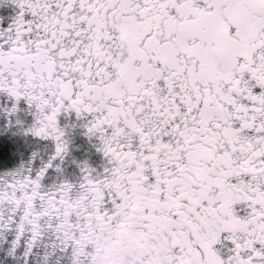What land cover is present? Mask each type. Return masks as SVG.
Here are the masks:
<instances>
[{"label": "snow or ice", "instance_id": "1", "mask_svg": "<svg viewBox=\"0 0 264 264\" xmlns=\"http://www.w3.org/2000/svg\"><path fill=\"white\" fill-rule=\"evenodd\" d=\"M10 6L0 113L32 142L0 174V264H264V0ZM77 128L101 163L70 180Z\"/></svg>", "mask_w": 264, "mask_h": 264}, {"label": "flooded vegetation", "instance_id": "2", "mask_svg": "<svg viewBox=\"0 0 264 264\" xmlns=\"http://www.w3.org/2000/svg\"><path fill=\"white\" fill-rule=\"evenodd\" d=\"M14 15L13 8L10 6L7 9H0V16L12 17ZM9 101L5 97H0V104L7 105ZM21 107V118L24 120L25 125L31 122L30 117H26L24 112L26 110V106L23 102L20 105ZM5 122V116L0 113V122ZM6 123V122H5ZM62 123L71 124L73 121L66 120L62 121ZM5 128V127H4ZM71 131V130H70ZM5 132H8L10 136H16L20 138V142L23 144V151L19 158L16 156L14 161L9 162L7 165L2 166L0 168V174L14 171L21 166V164H27L31 157V150L28 145L32 142L30 137L23 136L18 133L17 129H11L10 131L5 128ZM10 143L13 145H17L18 140L14 141L12 138L9 139ZM70 145H71V156L69 157V161L65 163L64 167L66 169L67 178L70 180H74L78 175V169L75 168V165L71 163L72 160H75L78 163L88 162L90 166L98 167L101 163V158L98 153H96L95 149L92 147V143L83 135L81 129L77 128L74 132H71L70 135ZM55 175L53 174L48 183L54 182Z\"/></svg>", "mask_w": 264, "mask_h": 264}, {"label": "rangeland", "instance_id": "3", "mask_svg": "<svg viewBox=\"0 0 264 264\" xmlns=\"http://www.w3.org/2000/svg\"><path fill=\"white\" fill-rule=\"evenodd\" d=\"M7 123V121H5ZM0 122V168L7 165L9 162L14 161L16 156L19 158L21 154H24L23 144L20 142V138L16 136H10L8 132H5L6 123ZM5 127V128H4ZM16 130V128H13ZM10 138L17 141V145L10 143ZM7 264H25V258L22 255V250L17 253L16 258L10 259L6 258ZM31 264H40V258L38 255H34Z\"/></svg>", "mask_w": 264, "mask_h": 264}]
</instances>
